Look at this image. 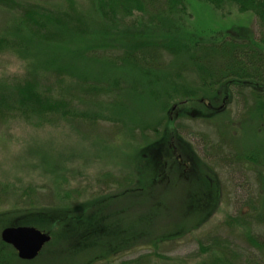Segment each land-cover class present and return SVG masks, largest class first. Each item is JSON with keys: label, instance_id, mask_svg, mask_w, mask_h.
Returning a JSON list of instances; mask_svg holds the SVG:
<instances>
[{"label": "rangeland", "instance_id": "1", "mask_svg": "<svg viewBox=\"0 0 264 264\" xmlns=\"http://www.w3.org/2000/svg\"><path fill=\"white\" fill-rule=\"evenodd\" d=\"M186 4L185 13L174 15L171 25L159 30L148 26L140 14L124 19L112 28L110 26L113 24L98 17L90 0H0V34L13 38L17 20L21 17V21L26 20V14L33 9L59 18L56 27L67 29L66 37L61 41H55L47 40L43 36L34 38L24 27L22 34L28 41L32 40L30 41L32 53L0 54V94L13 92V87L8 84L30 79L38 81L43 88H53L55 96L63 95L61 94L63 85L59 84L60 82L68 86L82 83L77 74L71 75L73 71L70 65H79L78 69L89 74L92 80L98 79L108 84L118 81L120 89L117 91L123 93L122 107L110 106L104 109V112L96 106L75 104V107L82 111H100L110 118L115 116L114 119L117 121L121 118L123 124L101 122L90 127L66 121L55 125H42L36 120L30 123L15 120L1 127L0 184L11 186L15 193L12 194L10 201L0 205V214L1 211L15 205L24 206L20 195L28 189L35 191L30 199L37 203L35 208L52 206L57 207L59 211L83 209L96 198L121 192L107 189L103 175L107 173L115 179L139 178L142 172L143 151L156 140L155 136H142L141 123L156 124L159 121L167 123V119L169 124L179 121L187 125L188 130L209 134L212 140L220 143L228 151L237 150L246 155L253 151L264 154V115L260 117L258 114H240L235 102H230L213 115L205 112L204 116L190 115L192 109L205 110L203 103H190L185 108L177 105L173 112L171 107L178 101L175 99L179 97L177 94L173 95L175 98L164 110L161 108V102L151 103L148 94H151V91L156 92L167 101L173 93V87L181 82L176 83L172 78L165 79V75L163 78L159 75L153 78L122 63L110 67L87 64L84 61L80 63L72 56L78 50L96 42H107L120 50H129L146 40L165 41L164 43L178 41L192 46L194 43L207 44L228 37L252 39L260 36L253 13L243 14L235 8L216 10L203 0H186ZM183 61L185 58L172 59L167 64L166 71L169 68L175 69L177 63ZM29 66L39 67V75L29 73L32 69H29ZM59 66L64 68V73L60 76L56 72ZM166 71L165 74L168 73ZM3 82H6L4 88L1 87ZM210 98L212 97H208ZM180 113L182 115L179 119ZM134 129L136 134L133 133ZM187 144L185 147L192 151V146L188 142ZM182 148L183 146L179 144L177 151L184 152ZM197 155L200 156L199 153ZM185 157L189 159V156ZM209 162L198 159L194 171L189 176L190 179L187 178L192 182L174 183L172 188L171 184L169 185L172 190L167 194V199L171 201H167L150 225L156 234L169 231L171 235L150 251L158 254L151 257V264H200L209 255L194 254L199 251V241L204 236L216 232L238 238L243 231L227 229L224 223L235 210L234 200L245 193L247 187L244 182L245 175L243 172L233 171V168ZM173 176L177 177V174L174 173ZM251 178L257 189L259 187L257 179H253V175ZM188 189H196V195L217 194L219 197L215 211L196 227V221L199 220L198 211L188 206L189 198L186 197ZM190 194L192 192L188 195ZM121 202L127 207L125 200ZM201 203L204 204L203 200ZM150 206L151 204H142L138 210ZM18 211L14 213V210H11L8 216L0 219L15 215L23 216L21 213L28 212ZM133 212L138 215L136 210ZM3 220L0 221V264H87L96 252L86 248L80 252L75 251L69 246L72 240L62 235L61 228L56 225L51 226L55 238L44 232L51 236L52 241L45 245L39 256L32 261H23L11 245L2 243L1 232L7 228L3 226L5 224ZM180 229L181 231L177 232L178 236H175L173 230ZM146 252L127 253L121 260L123 263L133 261L138 256L147 254Z\"/></svg>", "mask_w": 264, "mask_h": 264}, {"label": "trees", "instance_id": "2", "mask_svg": "<svg viewBox=\"0 0 264 264\" xmlns=\"http://www.w3.org/2000/svg\"><path fill=\"white\" fill-rule=\"evenodd\" d=\"M90 1L98 17L113 24L110 26L112 28L122 20L140 14L148 26L163 30L171 25L174 15L183 14L187 9L186 0ZM203 1L220 11L235 8L243 14L253 13L260 36L252 39L228 37L207 44L194 43L192 46L178 41L164 43L165 41L146 40L129 50H120L107 42H96L78 50L72 56L80 63L84 61L87 64L109 67L122 63L153 78H157L158 75L163 78L165 75V79L172 78L176 83L181 82L173 87V93L167 101H164L162 95L156 92L151 91V94H148L149 101L161 102V108L164 110L175 98L173 95L177 94L179 97L175 99L178 101H175L171 107L173 112L177 105L185 108L190 103H203L205 110L192 109L190 115L194 117L204 116L205 113L213 115L224 109L230 102H235L240 114H258L263 117L264 0ZM21 19L22 17L16 22L13 38L0 34V54L3 52H26L27 55L32 53V42H30L32 40L28 41L22 34L24 27L34 38L43 36L47 40L61 41L66 37L67 29L56 27L59 24V18L47 12L33 9L26 14V20L21 21ZM175 58H185V61L177 63L175 69L169 68L166 71L167 64ZM70 67L73 71L71 75L77 74L82 83L68 86L60 82L59 84L63 85L61 94L64 96H55L53 88H43L38 81L30 79L8 84L14 90L0 94V129L15 120L29 123L36 120L42 125H55L66 121L90 127L101 122L123 124L121 118L117 121L114 119L115 116L110 118L100 111H82L75 107L76 103L91 105L101 108L102 112L110 106L121 108L123 93L117 91L119 82L114 81L108 84L95 78L92 80L89 74L78 69L79 65H70ZM31 68L29 66V69ZM38 69L39 67L33 66L29 73L38 76L40 73ZM165 71L168 73L165 74ZM56 72L60 76L64 73V68L59 66ZM4 83L6 84V82L1 84L2 88ZM143 94L135 95L143 96ZM208 97L212 98L208 99ZM181 115L180 113L178 118H181ZM141 126L142 136H155L156 140L152 145L144 148L141 158L142 172L139 178L115 179L107 173L103 175V182L107 189L121 190V192L96 198L93 203L83 209L59 211L57 207L52 206L35 208L37 203L30 200L35 191L28 189L20 195L24 206L15 205L7 208L1 211L0 218L8 216L11 210H14V213L19 212L18 210H28V212L21 213L23 216L15 215L6 218L7 220L0 219L5 223L3 226H34L55 238V232L51 226L59 225L61 234L72 240L69 246L75 251L80 252L85 248L96 251L87 264L96 262L151 264V257L158 254L150 251L171 234L169 231L156 234L150 224L158 217V213L162 211L167 201H171L167 199V194L172 190L174 183L192 182L187 178L190 179L189 176L194 171L198 159H203L244 173V182L247 185L245 193L234 200L235 210L224 223L227 229L243 231L238 238L216 232L207 234L199 241V251L194 254L198 256V253H209L208 258L200 264H264V157H262L264 154L253 151L246 155L236 149L235 152L228 151L220 143L212 140L209 134L188 130L187 125L179 121L169 124L167 119V123L165 121H159L156 124L141 123ZM133 131L136 134L135 129ZM187 142L192 146V151L185 147L188 145ZM179 144L183 146L184 152L177 151ZM185 155L189 156V159ZM174 173L178 178L173 176ZM251 175L253 179H257L259 184L257 189ZM196 191V189H188L187 195L189 192L192 194L186 195L189 198L188 206L198 211L199 220L196 221L195 227L207 220L219 203L217 194L202 196L196 195ZM13 193H15L14 188L7 184H0V205L10 201ZM122 200H125L127 207L121 202ZM142 204H151V206L142 208L141 212L138 209ZM135 210L138 215L133 212ZM24 217L25 219H22ZM179 231L181 229L173 230L175 236H178ZM142 251H147V254L125 263L121 260L127 253Z\"/></svg>", "mask_w": 264, "mask_h": 264}, {"label": "water", "instance_id": "3", "mask_svg": "<svg viewBox=\"0 0 264 264\" xmlns=\"http://www.w3.org/2000/svg\"><path fill=\"white\" fill-rule=\"evenodd\" d=\"M1 239L17 251L21 260L31 261L39 256L51 236L36 227L20 226L3 229Z\"/></svg>", "mask_w": 264, "mask_h": 264}]
</instances>
